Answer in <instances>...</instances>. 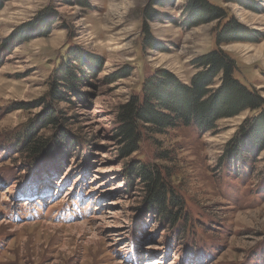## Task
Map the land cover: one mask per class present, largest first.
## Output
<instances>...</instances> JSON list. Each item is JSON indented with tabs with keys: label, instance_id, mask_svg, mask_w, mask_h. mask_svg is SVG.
<instances>
[{
	"label": "rangeland",
	"instance_id": "374dc122",
	"mask_svg": "<svg viewBox=\"0 0 264 264\" xmlns=\"http://www.w3.org/2000/svg\"><path fill=\"white\" fill-rule=\"evenodd\" d=\"M151 1L3 4L0 264H264V151L250 154V141L243 147L249 154L228 158L251 131L250 111L203 134L180 127L148 137L131 159L119 157L113 139L118 106L139 94L148 78L166 71L190 85L201 71L194 61L213 51L233 59L235 78L264 99V4L207 0L227 19L190 27L188 0L149 8ZM147 9L154 20L146 19ZM232 19L247 34L219 44ZM147 30L155 41L150 49ZM74 51L85 55L86 72L94 73L88 67L94 60L102 65L92 85L70 94L72 104L55 105L49 100L54 75ZM45 104L64 118L61 132L71 147L54 142L50 157L43 154L31 167L19 136L44 116ZM59 133L48 128L39 136ZM132 160L162 169L183 202L180 212L171 205L164 214L149 212L144 187L126 178Z\"/></svg>",
	"mask_w": 264,
	"mask_h": 264
},
{
	"label": "trees",
	"instance_id": "16d2710c",
	"mask_svg": "<svg viewBox=\"0 0 264 264\" xmlns=\"http://www.w3.org/2000/svg\"><path fill=\"white\" fill-rule=\"evenodd\" d=\"M7 1L0 0V10ZM251 1L254 3L258 0ZM260 1L264 4V0ZM153 3L162 6L161 0H152L149 8ZM184 13L190 27L227 19L224 10L211 5L207 0H188ZM145 15L146 19L154 20V14H149L148 9ZM246 34L243 27L232 19L219 32L217 42L236 43L242 40L240 36ZM145 35L146 45L150 49L155 45V41L149 30ZM84 56L74 51L68 57L66 65L55 73V82L49 93L50 102L55 105L72 104L70 94L78 95L82 85H92L90 80L96 78L102 62L92 61L88 67L94 73L90 74L82 68ZM194 65L201 71L192 78L190 85L182 84L169 72L159 71L145 81L139 94L131 96L126 103L118 106V126L113 132V139L120 147L121 159H131L140 151L142 142L148 137L164 136L169 130L180 127H194L197 132L203 134L215 130L219 121L239 116L245 111L254 115L250 122L253 124L250 126L251 131L247 132V137L244 135L240 138L239 145L235 143V147L230 148L228 158L264 151V99L235 78V61L223 51L217 50L198 57ZM63 119L59 111H55L51 105H46L44 116L39 122L20 134V152L29 160L31 167L37 165L43 154L45 157L46 153L48 154L46 159L50 157V147L54 142V145L64 149L71 147L68 134L61 132ZM48 128L60 131L57 138L43 139L39 136ZM250 141L251 150L249 153L243 152V147ZM126 178L132 186L139 182L144 187V202L149 212L158 210L164 214L169 205L178 209L176 213L182 210V200L175 194L160 167L132 160L127 165Z\"/></svg>",
	"mask_w": 264,
	"mask_h": 264
}]
</instances>
